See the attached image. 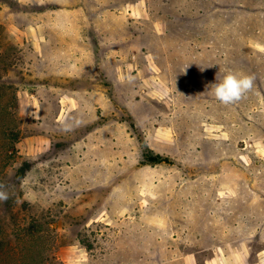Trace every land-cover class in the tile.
I'll use <instances>...</instances> for the list:
<instances>
[{"label":"rangeland","instance_id":"rangeland-1","mask_svg":"<svg viewBox=\"0 0 264 264\" xmlns=\"http://www.w3.org/2000/svg\"><path fill=\"white\" fill-rule=\"evenodd\" d=\"M227 70L254 84L225 106ZM0 184L17 256L255 264L264 0H0Z\"/></svg>","mask_w":264,"mask_h":264},{"label":"clouds","instance_id":"clouds-1","mask_svg":"<svg viewBox=\"0 0 264 264\" xmlns=\"http://www.w3.org/2000/svg\"><path fill=\"white\" fill-rule=\"evenodd\" d=\"M253 84V76L227 70L223 79L219 83L209 85L211 87L207 86V90L212 92L219 103L227 106L241 101L252 90ZM8 198L9 193L5 185L0 184V201H6Z\"/></svg>","mask_w":264,"mask_h":264},{"label":"trees","instance_id":"trees-1","mask_svg":"<svg viewBox=\"0 0 264 264\" xmlns=\"http://www.w3.org/2000/svg\"><path fill=\"white\" fill-rule=\"evenodd\" d=\"M12 152L14 149V147H11ZM164 159H161V157L156 156L155 158L150 159V162L152 163H160V162H164ZM31 223L28 225V227L26 229H23V234L20 236L19 238V242H25L27 240V242L30 241H35L37 238V234H40V230H39V226L37 224V220L32 219L30 221ZM23 235L25 236V238L23 239ZM7 245H10L9 243H7ZM2 243L0 244V253H4L6 254L5 256L0 257V264H45L44 262L40 261L39 257L37 256H23V255H18L17 253L13 252V253H9L7 252L4 248L1 249ZM1 256V255H0Z\"/></svg>","mask_w":264,"mask_h":264},{"label":"crops","instance_id":"crops-1","mask_svg":"<svg viewBox=\"0 0 264 264\" xmlns=\"http://www.w3.org/2000/svg\"><path fill=\"white\" fill-rule=\"evenodd\" d=\"M255 264H264V250H261L258 254H257V258L256 260L254 261ZM187 264H195L192 263L190 260L187 262ZM238 264V263H237ZM247 264H252L251 261L249 260V257H248V251H247Z\"/></svg>","mask_w":264,"mask_h":264}]
</instances>
